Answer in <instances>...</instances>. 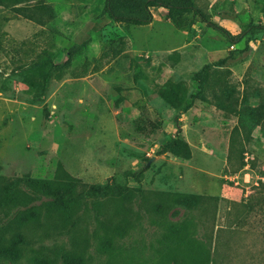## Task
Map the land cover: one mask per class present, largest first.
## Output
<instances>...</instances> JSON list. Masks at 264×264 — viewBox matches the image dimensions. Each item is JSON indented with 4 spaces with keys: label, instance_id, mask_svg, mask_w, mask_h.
<instances>
[{
    "label": "rangeland",
    "instance_id": "rangeland-1",
    "mask_svg": "<svg viewBox=\"0 0 264 264\" xmlns=\"http://www.w3.org/2000/svg\"><path fill=\"white\" fill-rule=\"evenodd\" d=\"M45 1L57 13L46 26L0 8V179L51 180L59 165L84 188L114 181L129 193L85 197L67 223L41 210L20 225L26 207L0 208V264H264V116L258 125L237 116L264 111V31L230 45L192 15L179 38L163 9L147 29L101 17L104 0ZM194 2L232 36L264 26L255 0ZM83 42L33 102L17 72L45 52L62 62ZM225 57L188 112L156 95L167 80L195 92L193 74ZM225 92L231 110L215 105ZM173 138L187 143L188 160L159 153Z\"/></svg>",
    "mask_w": 264,
    "mask_h": 264
},
{
    "label": "trees",
    "instance_id": "trees-1",
    "mask_svg": "<svg viewBox=\"0 0 264 264\" xmlns=\"http://www.w3.org/2000/svg\"><path fill=\"white\" fill-rule=\"evenodd\" d=\"M257 9L264 14V0H255ZM12 9L14 15L35 23L39 26H46L56 18V10L53 5L45 0H0V8ZM152 8H162L165 10V17L178 29L179 23L187 15L199 19L216 30L220 36L228 43L234 44L241 40L245 33L253 34L257 30L264 31V26L249 25L247 30L237 36H232L223 28L213 23L195 4L194 0H104L101 17L107 16L108 20L114 23L125 24L127 26L149 25L153 16ZM91 22L89 24L91 25ZM86 43H74L67 52L65 60L57 62L50 53L40 57L37 61L28 66L22 67L18 72L20 82L25 86V91L30 95L33 102L42 101L46 95L50 82L53 78H58L63 68H68L73 60L85 49ZM168 55V57H170ZM229 60L225 57L214 63L204 65L199 71L193 74L192 80L196 83L195 92L190 93L188 88L182 83H175L167 80L157 87L156 95L170 109L175 110L179 115L188 112L196 101H202L208 86V76L211 68L224 65ZM229 92H225L224 97L215 94V105L221 110H231V103L228 100ZM119 101H123L122 99ZM228 103V104H225ZM244 110V112H243ZM237 116L244 118L248 122L258 125L264 116L261 107L250 108L245 106ZM160 154L170 153L183 160L190 158V149L185 141L180 138H173L160 147ZM244 166V164H241ZM62 173V172H61ZM60 173V166L56 170L53 179H35L27 176L14 179H0V208L26 207L18 217L20 225L38 222L41 219V210L47 214L58 216L59 220L67 223L71 221L81 200L123 198L129 193L126 185H119L114 181H106L103 184L90 185L84 188L77 180L68 175ZM124 177L135 182L140 180L138 172H125ZM83 188L78 192L79 187ZM185 203L192 205L194 202L205 199L196 196H185ZM210 199H213L212 197ZM39 201L41 206L37 207L32 202ZM24 242V238L18 236L14 244Z\"/></svg>",
    "mask_w": 264,
    "mask_h": 264
},
{
    "label": "crops",
    "instance_id": "crops-1",
    "mask_svg": "<svg viewBox=\"0 0 264 264\" xmlns=\"http://www.w3.org/2000/svg\"><path fill=\"white\" fill-rule=\"evenodd\" d=\"M47 3V2H46ZM48 4H50V3H48ZM52 5V4H51ZM161 9L162 8H159V10L161 11ZM163 12H164V14H165V10L163 9L162 10ZM154 12H155V8H152L151 9V13H152V16H153V20H152V22L149 24V25H146V26H144V27H147V29L149 28V27H151V25H153L154 24V22H155V15H154ZM165 20H166V23H169L170 24V27L173 29V31L177 34V36L179 37V38H182L183 37V33L182 32H180V31H178L175 27H174V25L165 17L164 18ZM175 43V42H174ZM174 43H172V44H170V45H173Z\"/></svg>",
    "mask_w": 264,
    "mask_h": 264
}]
</instances>
